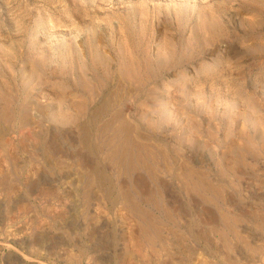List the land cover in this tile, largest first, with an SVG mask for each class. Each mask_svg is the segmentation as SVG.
I'll use <instances>...</instances> for the list:
<instances>
[{"label": "rangeland", "instance_id": "1", "mask_svg": "<svg viewBox=\"0 0 264 264\" xmlns=\"http://www.w3.org/2000/svg\"><path fill=\"white\" fill-rule=\"evenodd\" d=\"M124 119L169 149L157 183L144 169L118 179ZM185 164L218 194L187 189ZM110 177L160 188L177 221L143 205L164 244L141 241ZM258 210L264 0H0V264H264Z\"/></svg>", "mask_w": 264, "mask_h": 264}, {"label": "bare ground", "instance_id": "2", "mask_svg": "<svg viewBox=\"0 0 264 264\" xmlns=\"http://www.w3.org/2000/svg\"><path fill=\"white\" fill-rule=\"evenodd\" d=\"M150 69V68H149ZM151 70V69H150ZM157 71V70H156ZM151 72V71H150ZM158 73V72H156ZM131 75V74H130ZM93 76V75H92ZM135 76V75H134ZM149 76V75H148ZM136 77V76H135ZM123 98V95H119L118 91L113 92H108V95L105 97L104 102H102L103 104L96 107L95 110H93L92 114L90 116H93L95 119L98 116H101L102 114L106 113L108 108L110 110V107L115 105L116 103H118V101H120ZM92 99V98H91ZM79 104V103H78ZM101 104V103H100ZM117 110V109H116ZM2 112V111H1ZM46 114V113H45ZM108 114V113H107ZM116 118H120L121 117V112L117 111L114 114ZM25 119V118H24ZM93 121V119H92ZM111 121V120H110ZM152 121V120H151ZM99 122V121H98ZM95 123V121H94ZM102 123V122H101ZM101 123H100V127H101ZM112 122H106L105 124H103V128L105 127H110V124ZM154 123V121L152 122V124ZM157 123V122H156ZM155 123V124H156ZM160 123V122H159ZM98 125V123H96ZM159 125V124H157ZM95 126V125H92ZM136 128V129H135ZM130 123V121L128 122V120L124 119L122 120V122L120 124H118L115 127V131H118V129H120L122 132V134L124 135L123 138H121L122 140L117 143L119 144V149L118 148H114V151H110L109 154L108 152H105L106 155L108 154L109 158L110 157H115L116 156V162H115V167H116V171H117V175L119 176L118 179H120V177L124 176V175H132L136 170L139 169H144L145 171H147V173L149 174V176L153 179L154 182H158V178H157V172L155 169L158 167L156 164L155 166H153L154 162L156 161L157 157H161L163 161L167 162L169 161V158L167 157L168 153H166V150H169L166 148V150L163 148H159L158 146V150H154L152 147L150 148L146 142L142 143L139 142L137 139H133L134 137L131 138V133L132 132H136L138 133L139 136H143L141 131L139 132V130L137 129V126H135ZM150 128V127H149ZM97 129V128H96ZM101 129V128H100ZM99 129V130H100ZM105 131V130H104ZM83 132V131H82ZM86 132V131H84ZM83 132V133H84ZM87 134V133H86ZM133 134V133H132ZM103 135V134H102ZM118 135V134H117ZM116 135V136H117ZM135 135V134H134ZM133 135V136H134ZM84 137V136H83ZM114 137V136H113ZM139 138V137H138ZM112 139V138H111ZM120 139V138H119ZM118 139V140H119ZM84 140V139H83ZM90 140V139H89ZM92 141V140H91ZM104 141V140H103ZM148 141V140H147ZM90 142V141H89ZM108 142V141H107ZM106 142V143H107ZM105 143V142H104ZM157 143V142H156ZM111 144V143H110ZM106 145V144H105ZM104 145V146H105ZM111 146V145H110ZM116 146V145H115ZM163 147V146H162ZM95 148V147H94ZM110 148V147H109ZM98 149V148H97ZM117 151H119V153L116 155ZM160 151V152H159ZM166 151V152H165ZM172 151V150H171ZM51 158V157H50ZM108 158V157H107ZM114 159V158H113ZM110 160V159H109ZM160 160V159H159ZM172 160V159H171ZM82 161V160H81ZM115 161V160H114ZM161 161V162H163ZM114 163V162H113ZM159 163V161H158ZM177 163V162H175ZM182 163L184 164V162L182 161ZM181 163V164H182ZM188 164V163H186ZM185 164V165H186ZM164 165V164H163ZM166 165V164H165ZM177 165V164H176ZM174 167V166H173ZM179 167V166H178ZM181 167H185L186 169H184V171L186 170L185 173V181H186V186L187 189H194V191H196L197 193H199L203 198L205 197L206 200L210 197L206 196L207 193L212 192L215 194H218L217 189L212 185V184H208L203 176L200 175H196L195 173L198 171L195 170V168L193 169L191 166L186 165V166H182ZM202 172V171H201ZM204 172V171H203ZM86 173V172H85ZM95 174V178L94 181L95 182H105V177L103 175H101L99 173V169L97 167L92 168L90 171H87L86 176H88L89 178L91 177V175ZM104 174V173H103ZM196 175V176H195ZM91 177V179H93ZM183 178V177H182ZM109 183H111V185H114V187L117 185V190L118 193L116 196L112 197L113 192L108 191V196L109 198L114 200V203L119 200L122 199V202L124 204H127V206L134 212V214L140 219V223L139 225V236L141 238V241L145 240V243L148 244H156L161 242L160 244H164V240H165V236H162V233L160 232L161 230V224L158 222L157 218L155 217V213L153 214L148 208L144 207L143 204L148 205L150 208L152 207L153 209H155L156 211L160 212V214H163V216L167 219H170V221H177L175 220L173 213L165 206V204L163 203V197H162V193L160 191V188H158V186L156 188H150L148 190H144V189H138V188H133L131 185L127 184V183H119L116 178L112 179L111 177L109 178ZM115 180V181H114ZM156 182V183H157ZM108 184V182H106ZM102 184V183H101ZM106 184V185H107ZM159 185V184H158ZM102 186V185H101ZM140 188V187H139ZM147 189V188H146ZM108 190V189H107ZM116 190V189H115ZM222 194V193H221ZM221 196V195H220ZM166 203V202H165ZM129 209V210H130ZM259 211V210H258ZM262 211V210H261ZM259 211V213L261 214V216H264V212ZM264 218V217H263ZM224 219V218H223ZM166 220V219H165ZM207 221V220H206ZM212 221V220H211ZM216 222V221H215ZM176 223V222H175ZM174 223V224H175ZM196 223H194L191 220H187L186 224H184L183 226H185L187 228L188 231L192 232L194 229V225ZM177 225V224H176ZM175 225V226H176ZM226 225V224H225ZM172 226V224H171ZM170 226V227H171ZM174 226V225H173ZM172 226V227H173ZM204 226V225H203ZM229 226V225H227ZM169 227V226H168ZM167 227V228H168ZM169 227V229H170ZM177 227V226H176ZM215 227V226H214ZM223 227V226H222ZM166 228V227H165ZM229 230H231V226L227 227ZM176 229V228H175ZM216 228H213L214 232L217 230H215ZM164 230V229H163ZM171 230V229H170ZM212 230V231H213ZM223 231V230H222ZM235 232V231H234ZM218 235L223 238V236L225 237V235L221 234V232H217ZM224 233H226V231H224ZM178 232H174V235H178ZM199 234V233H198ZM201 235V234H200ZM184 237V236H183ZM181 238V237H180ZM179 238V239H180ZM182 239V238H181ZM224 239V238H223ZM167 242V241H166ZM168 245V244H167ZM165 247V245H164ZM174 254V253H173ZM176 256V255H175ZM179 256V255H178ZM171 257H169L170 259ZM178 259V258H175ZM174 260V259H173ZM182 261V260H181ZM180 261V262H181ZM231 261V260H230ZM177 262H175L176 264ZM166 264V263H165ZM182 264V262H181Z\"/></svg>", "mask_w": 264, "mask_h": 264}]
</instances>
